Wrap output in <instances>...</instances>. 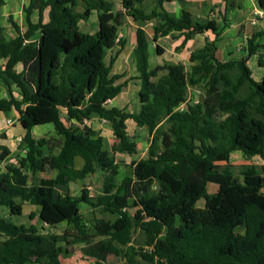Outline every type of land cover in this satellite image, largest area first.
I'll return each mask as SVG.
<instances>
[{
    "label": "trees",
    "instance_id": "16d2710c",
    "mask_svg": "<svg viewBox=\"0 0 264 264\" xmlns=\"http://www.w3.org/2000/svg\"><path fill=\"white\" fill-rule=\"evenodd\" d=\"M111 1L29 0L23 8L25 31L10 16L16 37L0 35V80L7 86L13 82L21 97L1 99L0 112L15 110L25 130L19 146L25 153L15 165L1 168L9 151L0 147V209L15 211L19 200L38 208L43 224L66 225L62 234H42L33 224L14 225L0 216V264H60L78 245L94 264H264V76L256 82L246 65L255 54L263 65L256 40L264 33L247 40L244 54L221 62L216 43L227 27L228 0L221 23L194 20L185 10L172 17L164 8L171 0H154L149 12L143 8L146 0H120L117 12ZM256 1L264 12V0ZM4 4L0 0V8ZM92 12L97 29L84 33L79 23ZM125 17L137 24L136 113L108 107L129 81L119 82L124 76L112 73L126 44L119 38ZM152 20L160 22L153 40L174 33L183 37L177 50L209 31L215 40L190 53L188 69L172 62L149 69L143 25ZM155 53L163 50L156 45ZM189 88L202 92L200 101L187 100ZM93 118L111 128L116 142L111 151L88 124ZM129 120L147 131L150 141L147 157L126 165L119 181L114 154L137 152L127 132ZM48 124L53 135L32 137L34 127ZM233 151L258 156L263 164L239 166V182L230 166L218 165L228 163ZM76 157L83 161L80 169ZM96 172L103 176L99 196H90L85 187L77 196L57 191ZM209 184L218 189L209 194ZM200 200L203 208L196 206ZM80 206L91 209L90 221ZM136 230L143 234V247L131 244Z\"/></svg>",
    "mask_w": 264,
    "mask_h": 264
},
{
    "label": "crops",
    "instance_id": "0c3cea01",
    "mask_svg": "<svg viewBox=\"0 0 264 264\" xmlns=\"http://www.w3.org/2000/svg\"><path fill=\"white\" fill-rule=\"evenodd\" d=\"M25 1H26V3L24 2L25 4H22V6L20 7V8H22V10L29 3V0H25ZM116 1L119 4H116ZM111 2L113 3V10L115 12L122 11L120 0H112ZM17 3H18V0H5V4L0 8L1 16L5 15V13H7L9 8L10 9H11V7L17 8L18 7ZM225 5H226L225 0H184L183 3H179L177 0H171L170 2L164 4V8H165L166 12H168L169 15L172 17H177L181 10H185L192 15V18L194 20H206V19L210 20V19H213L217 23H221L222 22L221 11H223ZM227 5H228V10L226 11V14H225V19L227 21V27L222 32V34L220 35V37L218 38V41L216 43L217 51L215 53V56L221 62L228 60L230 54L233 55V53L230 51V48L235 47L236 52H237V50H239L237 53L244 54V50H245V47L247 44V40L254 34H263L264 33V18H258L257 16L254 15V11L259 10L256 0H228ZM94 13H95V17L97 18L96 12H92L90 18L93 17ZM10 16L12 17V20H13L12 14H8V23L10 24V26L8 28H5L4 26L0 25V35L3 38H5L3 36L4 32L8 31L9 29H12L13 32H12L11 38H8V39H12V38L16 37V32L13 29V27L9 21ZM22 19H23L22 22L24 23L23 24L24 30L22 29L21 26H19L16 23L15 20H13V21L19 26V28L23 32V31H25L24 16H22ZM253 21H255L254 24H252ZM150 22H151V26L153 28L160 23L159 20H152ZM153 28H152V32H151V39L148 38V35H147L146 31L144 30L145 34H146L147 42L151 41V43L154 47V51H155V46L158 45L160 47V49L163 50V53H162V55H157L155 53L156 56H152V55L150 56L149 55V58H148L149 69H153L157 66H162L165 62L181 63L188 69L190 66V63L188 62V58H189L190 53L196 49L201 48L204 45L206 40H208V41L215 40V36L209 31V32H206L202 35L195 36L192 40H189L182 49L177 50V48L180 46V44L183 40L182 36L174 33V34H171L167 37H160L155 41V40H153ZM136 29H137V27L135 28V31H136ZM135 31L133 32L134 46H133L132 52H133L135 45H136ZM89 34H91V33H89ZM119 38H121V37L119 36ZM168 38H171L174 41V44H171L170 47H172V49L175 52H177L179 55L183 54L186 58V62H184V61L183 62L182 61H172V60H168L166 58V54L169 52V50L164 46V43L167 42L166 39H168ZM223 40L228 41V43H226L223 47H218V44L220 42H222ZM237 40H238V42H236ZM125 42H126V44H125L124 49L127 46V40H125ZM239 42H241V43H239ZM256 43L262 46L259 54H261L263 56V65L258 64V54L251 56L247 60L246 65L251 72V77L253 78V80H255L256 82H259V81H261V79L264 76V36H260L256 40ZM236 44L237 45L242 44V45L240 47V46H236ZM115 49H117L116 50V52H117L118 47L114 48L113 50H115ZM124 49L121 51V53L124 51ZM113 50H111V51H113ZM111 51H108L107 55ZM120 54L118 55L115 63L117 62ZM112 56H110V57H112ZM21 70H22V65L18 64L15 67V71L17 73H19V72H21ZM112 70H113V68H112ZM136 78H132L131 81L138 82V84H137L138 85L137 94H138L139 89H140V82ZM0 81H1L0 82V100L1 99H9L10 95L13 96L16 100H20L21 97L19 95V91L13 82L8 81L9 86H7L2 82V80H0ZM129 82H130V80L128 81V84H129ZM128 84L125 88L128 87ZM125 88H123V90ZM190 89L191 88H189V90H188V99L187 100L191 103H196V102L200 101L201 98H198V97L190 98L189 97ZM123 90H122L121 94L123 93ZM113 101H114V99L112 101H109L108 103H110V102L112 103ZM182 106H183V108H185V105H182ZM126 110L128 111V109H126ZM137 111H138V107H137V110L135 112H130V113H136ZM5 114H6V116H4ZM94 119L95 118H93L88 124L90 126H92V128H94L96 131H98L101 135V132L98 130V128H95V126L92 124ZM8 120L11 121V124H9V125L7 124ZM98 121H100V120L98 119ZM100 122H102V121H100ZM130 122H132V121H130V120L127 121L126 126ZM138 129L144 130L142 128H138ZM24 135H25V130L19 124V114L15 110H12L8 113L0 112V147L1 146L5 147L9 151V155L5 159V161L2 163L1 168H4L7 165H15L16 164L17 157L22 155V152L19 151V146L22 144V142L19 143L18 139L20 138L21 140H23ZM31 135L34 139H38L41 137H49V136L53 135V126L48 124V125L34 127L31 131ZM121 155H123V154H121ZM77 158H79V157L75 158V167H76V169H80L82 167L83 161H82V164L80 166H78L77 161H76ZM226 164L233 169L234 167L243 166V165L260 166L263 164V161L258 156H255L252 158H246L243 156V154L240 151H233L229 155L228 163H224V162L218 163L219 166H224ZM53 176H54V174L52 175V177ZM84 180H82V181H84ZM238 181L239 182L242 181V178L240 176L238 177ZM78 182H81V181H78ZM77 183H74V184H77ZM74 184H70L66 187H57V191L60 193H70L71 194V192L69 190H71V188L73 187ZM210 185L215 186V191L218 189V185H216V184H209L207 186V189ZM71 195L76 196L74 194H71ZM18 206L24 207V206H31V205H28L25 203L22 204L19 200H17V207ZM203 206H204V204H202V206L199 208H203ZM32 207H34V206H32ZM2 209L10 210L9 208H2ZM36 211L38 212V209ZM35 217L37 219V222L40 225L47 226V225L43 224L38 219L37 215H35L33 219H35ZM28 221H30V220L28 219ZM30 224L35 225L37 230H38L37 224H34V223L26 224L25 223L23 225L27 226ZM18 225H21V224H18ZM47 227H49V226H47ZM39 233H41V232L39 231ZM42 234H44V233H42ZM82 257L84 258L85 261H93L92 259L85 258L83 255H82ZM93 263H94V261H93ZM60 264H61V258H60Z\"/></svg>",
    "mask_w": 264,
    "mask_h": 264
},
{
    "label": "rangeland",
    "instance_id": "374dc122",
    "mask_svg": "<svg viewBox=\"0 0 264 264\" xmlns=\"http://www.w3.org/2000/svg\"><path fill=\"white\" fill-rule=\"evenodd\" d=\"M25 0H18V7L14 8L11 7L5 13V15L1 16L0 13V25L4 26L5 28H8L10 24L8 23V14H12L13 20L16 21V23L22 27L24 30V23L22 22V16H24V12L22 8V4H25ZM116 4H119L116 1ZM154 7V0H147L145 4L143 5V8L145 9L146 12L151 11V9ZM82 10V7L79 8V11ZM81 31L85 33H94L97 29V18L95 17V13L93 14V17L88 19L87 21H82L79 23ZM137 27V24L132 21L129 17H125L123 20L122 26L119 27V36L125 40H127V46L124 49V51L120 54L117 62L113 66L112 73L114 74H121L124 76L123 79H121L119 82H122L124 80H130L128 87L123 90V93L117 98L114 99V101L111 103H108V107H118V108H125L128 109L129 112H135L138 107V82L136 81H131L132 78L137 77V72L136 68L134 65V61L132 58V49L134 46V36L133 32L135 31V28ZM152 26L151 22H147L143 25V29L146 31L148 38L151 39V32H152ZM12 29H9L8 31L4 32V37L6 39L11 38L12 36ZM167 42L164 43V46L169 50V52L166 54V58L168 60L172 61H184L186 62L185 56L179 55L177 52H175L172 47H170L171 44H174V41L171 38L166 39ZM238 42V40L236 41ZM228 41L223 40L218 44V47H223ZM241 43V42H239ZM168 44V45H167ZM242 44L236 46L241 47ZM117 49L111 51L107 57H106V63H108L110 56H114L117 52ZM230 51L233 53L234 56H241L242 54L237 53L235 50V47L230 48ZM148 53L151 56H156L154 47L151 43V41L148 42ZM1 82V81H0ZM202 92L196 89H190L189 91V97H198L202 98ZM6 116V114L4 115ZM3 116V117H4ZM95 128H98V130L101 132V136L104 139V149L111 151V148L113 144H115V140L112 135L111 128L109 127L108 124L103 123L98 121L97 118L93 120L92 123ZM127 132L129 136H131L137 145V152L133 156H128L126 154H114V158L116 163L119 165L118 169V180L120 181L126 174V165L130 164L132 161H138L140 159H144L147 157V150H148V145L150 141V137L145 130H140L136 128L135 124L133 122H130L127 125ZM77 165L80 166L82 164V160L80 158H77ZM239 167V166H238ZM234 167L231 171L233 173V176L238 178V173H237V168ZM102 183H103V176L101 175L100 172H96L93 175H90L87 177L84 181L78 182L77 184H74L71 190V194L74 195H79V192L82 188H87L89 191L90 196L96 197L99 194H101V188H102ZM215 191V186L210 185L207 189L208 193H213ZM202 204H204L203 200H200L197 202V207H201ZM38 209V208H37ZM35 207L32 206H24L20 207L18 206L15 211H11L8 209H1L0 210V216L8 220L10 223L14 225L18 224H29V223H34L37 224L38 230L41 233L44 234H62L64 229L66 228L65 224H60L56 226L55 228L47 227L44 225H40L37 222V219H33L32 221H28V216L31 213H34L37 215V210ZM80 212L83 214L84 218L86 220H91L93 215L91 213V209L85 206H81L79 208ZM0 240L2 238L0 237ZM131 244L135 247H143L144 246V238L143 234L140 230H136L133 233L132 236V241ZM81 246L78 245L75 247V252L72 256L68 258L61 257V264H94L93 261H85L84 258L82 257L81 251H80ZM88 260V259H87ZM119 264H124V262H121Z\"/></svg>",
    "mask_w": 264,
    "mask_h": 264
},
{
    "label": "built area",
    "instance_id": "2783aa9c",
    "mask_svg": "<svg viewBox=\"0 0 264 264\" xmlns=\"http://www.w3.org/2000/svg\"><path fill=\"white\" fill-rule=\"evenodd\" d=\"M254 15L257 16L258 18H264V12L261 11L260 9H259V10H255V11H254ZM254 22H255V21H253L252 24H254ZM237 51H239V50H237ZM181 109H183V106H181ZM7 124H8V125L11 124V121L8 120V121H7ZM18 142L21 143L22 140L19 138V139H18ZM24 153H25V151L23 150V151H22V154H24Z\"/></svg>",
    "mask_w": 264,
    "mask_h": 264
},
{
    "label": "water",
    "instance_id": "95a60500",
    "mask_svg": "<svg viewBox=\"0 0 264 264\" xmlns=\"http://www.w3.org/2000/svg\"><path fill=\"white\" fill-rule=\"evenodd\" d=\"M244 58L247 60L248 59V56H245Z\"/></svg>",
    "mask_w": 264,
    "mask_h": 264
}]
</instances>
